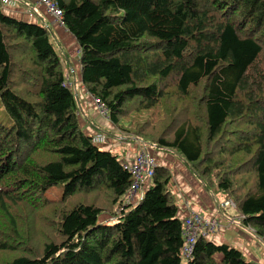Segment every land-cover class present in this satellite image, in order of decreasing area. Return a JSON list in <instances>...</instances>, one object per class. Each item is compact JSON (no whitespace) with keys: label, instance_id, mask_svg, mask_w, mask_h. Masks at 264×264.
<instances>
[{"label":"trees","instance_id":"trees-1","mask_svg":"<svg viewBox=\"0 0 264 264\" xmlns=\"http://www.w3.org/2000/svg\"><path fill=\"white\" fill-rule=\"evenodd\" d=\"M49 1L110 124L125 130L143 118L130 135L174 152L264 237V0ZM51 35L0 1V104L10 121L0 123V264H255L202 238L183 263L165 166L138 203L127 201L133 176L83 132ZM58 184L61 200L43 197ZM74 195L92 203L68 202Z\"/></svg>","mask_w":264,"mask_h":264},{"label":"crops","instance_id":"crops-1","mask_svg":"<svg viewBox=\"0 0 264 264\" xmlns=\"http://www.w3.org/2000/svg\"><path fill=\"white\" fill-rule=\"evenodd\" d=\"M27 1L31 5L30 8L33 9H26L25 4H23L22 2ZM37 3V0H16V4L14 6L2 7V12L9 16L11 15L14 18L16 17L17 19H22L27 22L47 26L50 28L51 33H53L52 36L55 39L57 35H59L62 40L63 38H65L64 40L71 42L72 39L67 36L68 32L64 29L62 24L54 19V17L48 12L45 5L38 3V6ZM37 10H39L40 12ZM66 70L67 71L65 79L67 78L70 80L71 88H74L76 94L78 95L77 82L75 78V71L77 70L80 80V95L82 94L83 100L85 99L86 103L91 102L92 97L87 93H84V88L81 84L79 60L78 65L75 69L69 64V68ZM81 110L83 113V117L79 115V119H81V128L85 134L93 136L95 132L99 131L96 127H94L96 121L89 117L90 114L94 113L93 109H91V107L88 108L87 106H85V110H83L82 108ZM112 128L113 130L111 131L110 135L118 137L119 132L116 130V128L114 129V126ZM123 139L127 140L128 138L125 137ZM110 142L112 141H109L108 144H106V142H102L100 144L101 148L108 150L112 147H117V145H112L113 142ZM131 144L132 146L130 147L125 146L126 148H124L122 152L123 156L121 159H119L120 161H122V163L131 162L135 158V156H137L142 151L152 156L155 160L156 165L165 166L171 171V180L169 184L171 183L173 185L178 197L183 201L181 206V212L183 214H185V202H188L189 206H192L195 211H198L203 216L214 217L219 220L220 227L216 234L210 238V241H213L216 244H227L230 246H237L238 249L250 261L254 262L255 264H264V237H259L255 234L253 230L244 227L241 224L237 213L235 215H230L229 213L221 212V209L218 210L217 207L220 206L218 198L212 197L209 193L204 190L201 182L196 178V176H194V174L190 171V168L183 162V160H179V158L175 159V155L172 157V153L165 152L164 150H159L148 146H142V144L138 141H133ZM168 153L171 154V156L168 155ZM150 182L151 181L149 180H145L142 182L141 188L133 195V204H136L140 200L141 194H143L144 191L149 187ZM170 191L172 192L171 188ZM222 218L226 220V223L222 221ZM228 231L231 232L230 234L232 238L228 237L226 239V232Z\"/></svg>","mask_w":264,"mask_h":264},{"label":"rangeland","instance_id":"rangeland-1","mask_svg":"<svg viewBox=\"0 0 264 264\" xmlns=\"http://www.w3.org/2000/svg\"><path fill=\"white\" fill-rule=\"evenodd\" d=\"M0 1H1V6L2 7L14 6L16 4V0H7V1H9L8 4H5L3 2V0H0ZM37 2L41 3V2H39V0H37ZM22 3L25 4L26 9H33V8H30L31 5L29 4L28 1L27 2H22ZM41 4H43V3H41ZM38 6H39V4H38ZM37 11H39V10H37ZM67 36L70 37V39H72L71 42H69L67 40H64L65 38H63V40H62L59 35H57L56 39L52 35L50 37V40H51V42H52V44L54 46V50L56 51L59 59L61 60L65 76H66V71H67L66 69L69 68V64L75 69L77 67V65H78V60H79L78 44H77L75 38L71 34L68 33ZM59 44H61V45H59ZM75 78H76V82H77V93H78L77 96H78V107H79L80 116L83 117V113H82L81 108L83 110H85V106H87L88 108L91 107V109H93L94 113L90 114L89 117L91 119H93L94 121H96V123L94 122L95 123L94 127H96L97 130H99V131L95 132V134L93 136H96V135L101 136L103 138V142L104 143L106 142V144H108L109 141H112L113 143L110 142V143H112V145L113 144L117 145V147H112L111 149H108V150L111 153L117 155L118 159H121L122 156H123L122 152H123L124 148L132 146L131 143L133 141H137L132 135H130V133L127 130H131V127H130L131 124H134L136 121H141V120H143V118L135 117L130 122H126L125 124H123V127H125V130H122L121 128H118V127H114V129L116 128V130L119 132V135H118V137L111 136L110 134H111V131L113 130V128H112L113 126L110 125V121L107 118V113L106 114L103 113V110H105V109L101 108L99 106L100 104L95 103L93 98H91V102H89V103H86L85 99L83 100L82 94L80 95V90H79L80 80H79V74H78L77 70L75 71ZM65 81H66V83L69 84V87H70V85H71L70 84L71 83L70 80L66 78ZM72 82H73V79H72ZM70 89L74 92V94H76V91H75L74 88L73 89L70 88ZM84 93H86L85 89H84ZM146 118L151 123H154L160 118V111H158V109H155L153 111L147 112ZM80 120L81 119H79V121ZM9 122H10L9 118L6 115V113L4 112V110L2 109L1 104H0V123L9 124ZM80 126H81V121H80ZM125 137L128 138V139L127 140L123 139ZM98 146L101 147V145H98ZM165 152H168V151H165ZM169 153L173 154L172 157L175 155L177 157L176 158L174 156L175 159L179 158L174 152H169ZM169 153H168V155L171 156V154H169ZM179 160H180V158H179ZM190 171H191V169H190ZM167 188L169 189V191H170V188H171V190H172L171 193L174 196V204L179 208L180 217L182 218L181 206H182V202L183 201H182V199H180L178 197L177 192H176L175 188L173 187V185L171 183L168 184ZM63 190H64V185L63 184H58V185L52 186V187L48 188L45 191L43 197L46 198V199H49V200H61L62 195H63ZM71 201H75L77 203L91 204L92 203V198L90 196H88V195H74L68 202H71ZM218 201H219V203L221 205V212L229 213L230 215H235L236 214L235 209H233V208H223L222 207V203H223V198L222 197L218 198ZM102 208H103V210H106V212H107L106 214L107 215L101 216L100 217V220H101L100 222H102L104 220H109L110 219L109 218V214H113L114 213L112 208H108L107 209V206L105 207L104 205L102 206ZM222 221H224L226 223V220L224 218H222ZM109 222H111V220H109L108 223ZM230 233L231 232H229V231L226 232V239L228 237L232 238ZM233 247L238 248L237 246H233ZM182 259H183L182 260L183 263H185L186 259H184V258H182ZM246 259H248V258L246 257Z\"/></svg>","mask_w":264,"mask_h":264},{"label":"built area","instance_id":"built-area-1","mask_svg":"<svg viewBox=\"0 0 264 264\" xmlns=\"http://www.w3.org/2000/svg\"><path fill=\"white\" fill-rule=\"evenodd\" d=\"M3 2L5 4L9 3L7 0H3ZM39 2L43 3L54 19L60 22L61 12L57 10L49 0H39ZM66 85L69 87L68 83H66ZM69 88H71V85ZM94 101L99 104L97 100L94 99ZM99 106L105 109L101 104ZM103 113H107L106 109L103 110ZM92 142L96 145H100L103 142V138L98 135L93 136ZM123 164L133 176V185L127 195V201L132 203L133 195L141 188L142 182L151 179L156 163L152 156L142 151L135 156L131 162H124ZM142 195L143 194H141V197ZM222 207L235 209V205L231 200L223 201ZM217 209H221V205L218 206ZM184 211L185 214L181 212L183 238L181 256L187 260L190 258L197 240L200 238L210 240V238L218 231L220 222L214 217L203 216L198 211H195L192 206H189L188 202H185Z\"/></svg>","mask_w":264,"mask_h":264},{"label":"water","instance_id":"water-1","mask_svg":"<svg viewBox=\"0 0 264 264\" xmlns=\"http://www.w3.org/2000/svg\"><path fill=\"white\" fill-rule=\"evenodd\" d=\"M75 98H76V99L78 98L77 94H75Z\"/></svg>","mask_w":264,"mask_h":264}]
</instances>
